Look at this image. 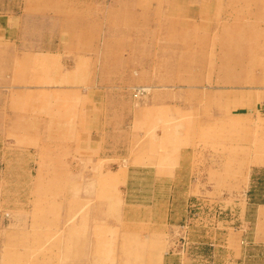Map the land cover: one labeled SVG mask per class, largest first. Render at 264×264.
<instances>
[{
    "label": "rangeland",
    "instance_id": "374dc122",
    "mask_svg": "<svg viewBox=\"0 0 264 264\" xmlns=\"http://www.w3.org/2000/svg\"><path fill=\"white\" fill-rule=\"evenodd\" d=\"M245 111L264 0H0V264H264V166L224 142ZM139 132L198 165H136Z\"/></svg>",
    "mask_w": 264,
    "mask_h": 264
},
{
    "label": "crops",
    "instance_id": "0c3cea01",
    "mask_svg": "<svg viewBox=\"0 0 264 264\" xmlns=\"http://www.w3.org/2000/svg\"><path fill=\"white\" fill-rule=\"evenodd\" d=\"M230 115L231 116H229V120L235 122V124L243 125L245 127V130L241 131L237 136H234V138L232 135L229 136V138L224 137V142H228V144L230 145L229 148L231 149V151L233 150V152H235L236 155H237V153H238V155L243 154L244 160H248V162H246L244 164L240 163L241 165H261V166H264V143L260 142V140L264 141V136H262V134H258L255 132L253 133L252 129H248V126L253 124L254 119H256V120L257 119H264V116H259L261 114L257 115V114L247 112V111L232 113ZM246 129H248V130H246ZM145 134L146 133H144V132L143 133L139 132L138 134L137 133L134 134V140H133L134 145L131 149H133L134 151L135 150H138V151L135 152V154H134L135 156H133V160L137 158L136 157L137 153H138V156L140 157V156H142V151H146L148 149L151 152V154H150L151 158H150V160H148V159H146V157H147L146 156L144 159H142V161L140 163H135L136 165H139L142 167H147V166H149V167L150 166L151 167H153V166L154 167L164 166L166 168L172 167L173 170L171 171V174L169 171L164 169L166 171L164 174L166 177H167V175L168 176H170V175L175 176L178 172L176 169L177 167L198 165V164H194V162L188 163V161H190L188 154L185 155L184 159L182 158V156H183L184 152H186V150H183V148L179 146L180 144L172 145L171 147H166L164 149L161 148V145L163 143H166L169 141H175V142L180 141V136L178 134L162 133L160 135L159 133H156L154 135L155 138L157 139L156 143H158V145L160 144V146H158V145L154 146L151 144V146L148 147L146 150L142 146H137V144H135L137 141H140L141 137H143V135H145ZM210 136H212V137H210L211 140H209V142L212 141V146H213L211 148L212 153L217 154L216 152L220 151V147H219V145H216L217 144L216 142L220 141V134L214 133ZM261 137H262V139H261ZM204 138H203V140H204ZM206 138L208 140V137H206ZM197 152L198 153H204V150L199 148ZM161 154H166L167 156L169 155L170 160H166L167 162H165V163L157 162L158 155H161ZM152 156H154L153 158L155 159V161L152 160ZM6 160L7 159H5V161ZM219 161H220V159H219ZM212 165L220 166L221 163L217 161L216 163L213 162ZM232 165H238V163H234ZM154 173H156V172L154 171Z\"/></svg>",
    "mask_w": 264,
    "mask_h": 264
},
{
    "label": "trees",
    "instance_id": "16d2710c",
    "mask_svg": "<svg viewBox=\"0 0 264 264\" xmlns=\"http://www.w3.org/2000/svg\"><path fill=\"white\" fill-rule=\"evenodd\" d=\"M251 192V189L249 190V192L248 193H250Z\"/></svg>",
    "mask_w": 264,
    "mask_h": 264
}]
</instances>
